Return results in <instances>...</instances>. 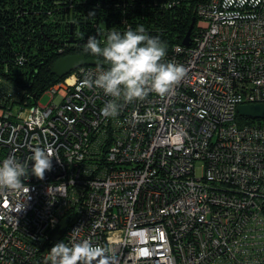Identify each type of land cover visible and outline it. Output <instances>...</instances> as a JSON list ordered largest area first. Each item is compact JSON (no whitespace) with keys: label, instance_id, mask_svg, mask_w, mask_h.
<instances>
[{"label":"built area","instance_id":"2783aa9c","mask_svg":"<svg viewBox=\"0 0 264 264\" xmlns=\"http://www.w3.org/2000/svg\"><path fill=\"white\" fill-rule=\"evenodd\" d=\"M195 12L190 44L164 58L185 69L164 96L105 118L112 98L82 84L102 66L84 65L45 105L0 99V159L54 155L43 179L0 188V264H46L74 237L111 264H264V117L237 112L264 106V0H202Z\"/></svg>","mask_w":264,"mask_h":264},{"label":"trees","instance_id":"16d2710c","mask_svg":"<svg viewBox=\"0 0 264 264\" xmlns=\"http://www.w3.org/2000/svg\"><path fill=\"white\" fill-rule=\"evenodd\" d=\"M200 1L0 0V99L8 105L35 104L59 79L50 75L57 59L73 54L98 59L84 51L89 36L103 44L107 32L142 25L169 53L182 44Z\"/></svg>","mask_w":264,"mask_h":264},{"label":"clouds","instance_id":"9594fccd","mask_svg":"<svg viewBox=\"0 0 264 264\" xmlns=\"http://www.w3.org/2000/svg\"><path fill=\"white\" fill-rule=\"evenodd\" d=\"M84 51L107 65L82 82L83 86L101 90L112 98L100 110L105 118L119 114L121 101L143 100L149 92L164 96L185 73L182 65L164 60L166 44L159 37L151 36L142 25L123 32H107L103 44L96 35L89 36ZM53 156L50 147H36L24 162L12 157L0 159V188L23 189L29 173L43 179L52 167ZM78 231L79 228L72 232ZM46 264H111V256L107 248L74 237L70 243H55L48 252Z\"/></svg>","mask_w":264,"mask_h":264},{"label":"water","instance_id":"95a60500","mask_svg":"<svg viewBox=\"0 0 264 264\" xmlns=\"http://www.w3.org/2000/svg\"><path fill=\"white\" fill-rule=\"evenodd\" d=\"M194 19H192L188 30L186 31L182 43L184 45L190 44V33L193 27ZM84 65H95L106 67L107 65L103 61L96 58H86L83 55L73 54L60 57L51 66L50 75H54L57 78H61L68 74L72 70L84 66ZM237 112L240 116L251 117V118H263L264 117V106L262 104H243L237 106ZM67 225V220L63 219L59 226L51 230L49 233V238L51 240L58 239L64 232Z\"/></svg>","mask_w":264,"mask_h":264},{"label":"rangeland","instance_id":"374dc122","mask_svg":"<svg viewBox=\"0 0 264 264\" xmlns=\"http://www.w3.org/2000/svg\"><path fill=\"white\" fill-rule=\"evenodd\" d=\"M50 100V97L48 94L46 93H43L39 98H38V103L41 104V105H45L49 102Z\"/></svg>","mask_w":264,"mask_h":264}]
</instances>
